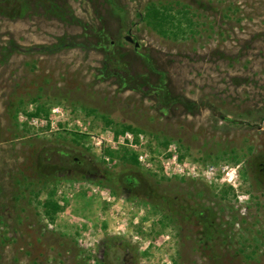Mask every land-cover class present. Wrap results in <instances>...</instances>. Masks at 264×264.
Masks as SVG:
<instances>
[{
  "label": "rangeland",
  "instance_id": "374dc122",
  "mask_svg": "<svg viewBox=\"0 0 264 264\" xmlns=\"http://www.w3.org/2000/svg\"><path fill=\"white\" fill-rule=\"evenodd\" d=\"M127 131L217 175L169 182L112 143ZM263 166L264 0H0V264H264Z\"/></svg>",
  "mask_w": 264,
  "mask_h": 264
},
{
  "label": "built area",
  "instance_id": "2783aa9c",
  "mask_svg": "<svg viewBox=\"0 0 264 264\" xmlns=\"http://www.w3.org/2000/svg\"><path fill=\"white\" fill-rule=\"evenodd\" d=\"M112 143L132 148L137 156L138 163L146 169H152L156 164H159L163 176L170 181L176 178L201 180L205 177L213 181V174L217 175L218 168L213 165L204 166L187 158L181 159L176 144H169L163 151L158 153V146L152 144L144 134H135L127 131L124 135L118 136V138L113 136ZM220 172L219 176H223V181L228 183L237 178L236 171L227 166L221 167Z\"/></svg>",
  "mask_w": 264,
  "mask_h": 264
},
{
  "label": "trees",
  "instance_id": "16d2710c",
  "mask_svg": "<svg viewBox=\"0 0 264 264\" xmlns=\"http://www.w3.org/2000/svg\"><path fill=\"white\" fill-rule=\"evenodd\" d=\"M171 8H151L148 10L144 16H140L141 20L145 22L148 26H151L154 30H157L165 37H172L173 39H187L189 35L192 37L196 33L193 28V22L191 19L188 18L187 13H184L183 16L180 18H177L175 15H173ZM184 23H186V26H184ZM118 45V43H109L108 46L111 48L113 46ZM108 53L111 55H115V52H112V50L109 48H104ZM115 57V56H114ZM150 93L152 96H154L158 101V108L161 113H168V110L175 104V102H181V100H178V98L170 99L169 98V91L166 87L165 81L161 80L159 83L153 84L150 87ZM41 113V109H37L36 113L32 114L31 117L39 116ZM131 129L132 128H124ZM165 145L168 146L169 141L164 142ZM232 161L237 164L240 162V158L237 156L236 152L233 151ZM132 164L135 166H139L136 159L134 157H131ZM229 192H225V196ZM63 207H61L54 199V196L52 194L48 195V198L44 204H42V214L50 220L51 223H54L56 221V218L60 212H62Z\"/></svg>",
  "mask_w": 264,
  "mask_h": 264
},
{
  "label": "flooded vegetation",
  "instance_id": "af4514ba",
  "mask_svg": "<svg viewBox=\"0 0 264 264\" xmlns=\"http://www.w3.org/2000/svg\"><path fill=\"white\" fill-rule=\"evenodd\" d=\"M133 40H134V42H136V39L135 38H133V37H131ZM134 42H132V43H130V44H134ZM211 111L213 112V109H211ZM212 126H213V121H212ZM212 149H213V135H212ZM211 159L213 160V150H212V153H211ZM263 172H264V166H263ZM169 181V180H168ZM179 181H188V179H181V180H179ZM191 181H196V182H198L199 180H191ZM201 181V180H200ZM169 182H171V181H169Z\"/></svg>",
  "mask_w": 264,
  "mask_h": 264
},
{
  "label": "water",
  "instance_id": "95a60500",
  "mask_svg": "<svg viewBox=\"0 0 264 264\" xmlns=\"http://www.w3.org/2000/svg\"><path fill=\"white\" fill-rule=\"evenodd\" d=\"M126 41L129 42V43H132L134 42V40L131 38V37H126ZM134 46H135V49L138 50L140 48V45L138 42H134Z\"/></svg>",
  "mask_w": 264,
  "mask_h": 264
}]
</instances>
